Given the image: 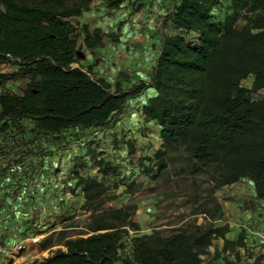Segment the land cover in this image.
<instances>
[{"label": "trees", "instance_id": "16d2710c", "mask_svg": "<svg viewBox=\"0 0 264 264\" xmlns=\"http://www.w3.org/2000/svg\"><path fill=\"white\" fill-rule=\"evenodd\" d=\"M92 1L0 0V64L15 66L0 73V81L27 79L20 92L0 91L2 138L18 141L16 135L22 134L25 154L28 143L40 136L58 137L67 128L114 120L129 99L152 87L155 94L142 112L159 125V169L178 152V178L203 174L218 187L248 177L255 197L264 201V95H250L264 88V0H229L231 11L221 23L212 14L221 0H178L170 15L178 31L161 35L147 79L128 86L97 76L92 64L73 66L78 25L71 17ZM100 1L115 9L124 0ZM240 17L244 23L237 27ZM80 31L86 47L102 43L100 27L81 23ZM250 74L252 85L245 87L241 80ZM24 119L29 127L20 123ZM77 184L84 204L102 193V183L94 177L81 176ZM210 208L201 209L207 216L201 223L185 221L166 235L153 231L135 237L127 254L120 252L122 223L100 216L90 233L67 236L63 247L25 264H210L201 254L212 239L230 242L225 238L228 224H215L220 205L213 201ZM222 264L235 263L226 257Z\"/></svg>", "mask_w": 264, "mask_h": 264}, {"label": "rangeland", "instance_id": "374dc122", "mask_svg": "<svg viewBox=\"0 0 264 264\" xmlns=\"http://www.w3.org/2000/svg\"><path fill=\"white\" fill-rule=\"evenodd\" d=\"M134 3L135 1L133 5ZM129 4L130 2L121 3L122 6ZM121 5L118 8H121ZM138 7L126 12L128 16L137 17ZM118 8L111 9L102 1L93 0L80 15L71 17V20L78 25V31L74 34L78 52L73 66L85 67L87 64H92L97 76H103L112 83L118 79L123 86H128L139 79H147L149 67L158 52L159 40L163 33L151 31L150 27L140 25L138 35L132 40L120 38L119 19L123 15ZM156 20L158 21L157 18ZM81 23H86L90 28L99 25L103 34L102 43L93 48L86 47L80 31ZM243 23L244 19L240 17L236 26L241 27ZM159 25L155 24L153 27ZM163 26L166 32L178 31L169 29L165 22ZM14 69L13 65L0 64V73ZM252 81L253 75L250 74L241 80V84L251 87ZM26 85V78H6L0 81V91L5 89L20 92ZM250 95L252 99H259L264 95V88L254 90ZM20 123L24 127L30 125L27 119ZM120 123L117 117L103 125L67 128L62 132L61 135L73 138L90 137L88 156L84 158L82 155H77L71 171L77 179L84 176L101 181L102 193L89 204L83 203L84 197L81 193L80 196L73 198L69 210L58 215H45L42 221L47 225L46 229L54 227L56 229L36 241L30 240L29 246H16L14 253L17 256L23 254V257L4 256L0 259V263L16 261L15 264H25L35 258L42 259L51 250L63 247L62 242L65 237L90 233L100 216L102 218L99 219L103 221L122 223L120 227L124 229L122 237L124 247L120 252L127 254L137 236L153 231L166 235L185 221L201 223L203 217H207L201 209L208 207L212 210L210 207L213 206V201H216L220 205L221 214L220 218L215 220V224H223L229 217L235 218L237 212L245 211L250 217L245 219L244 224L234 228L233 238L228 239L230 242L225 243L220 237L212 239L207 252L201 254L203 261L222 264L227 257L235 264H264V218L261 215L264 211V201L252 194L255 190L250 178L241 177L218 187H213V183L203 174L180 179L174 173L179 163L178 152L171 156L163 169H159L155 152L161 147V142H157L161 140L153 134H149L152 140H148L150 145L147 151L139 145L137 147L128 145L127 150L118 151L116 148L121 147L123 142L129 141V135H132L126 129V131L116 130L121 126ZM150 125L152 127V124ZM140 136L148 137V133ZM21 137L22 134L16 135L19 142ZM136 137L131 138L137 139ZM53 139H55L53 136H40L39 144L46 147L48 144L45 143ZM12 141L14 139L10 136L0 137V147ZM156 142L158 144L154 147ZM112 167L115 171H112ZM22 173L26 172L23 170ZM80 187L82 190V185ZM113 211L118 212L113 214ZM3 220L5 218L0 215V221ZM24 221L23 219L19 222ZM38 224L39 222L32 226L35 228ZM216 253L219 256L214 258Z\"/></svg>", "mask_w": 264, "mask_h": 264}, {"label": "crops", "instance_id": "0c3cea01", "mask_svg": "<svg viewBox=\"0 0 264 264\" xmlns=\"http://www.w3.org/2000/svg\"><path fill=\"white\" fill-rule=\"evenodd\" d=\"M177 1L124 0L122 4L124 2H130V4L121 5V8H118V11L123 15L119 19L121 32L119 37L132 40L138 35L140 25L148 26L151 31L157 33L169 34L170 32L163 30V22L174 31L175 28L170 23V15L172 7ZM169 2L170 4H168ZM133 7H138L137 17L128 16L126 13ZM220 10L222 11L220 12ZM230 11L229 0H224L212 9L213 19L221 23ZM138 20L140 22H135ZM155 24L160 25L153 27ZM96 26L99 27V25ZM149 68L151 69V65ZM154 94L155 90L148 87L141 95L129 99L124 111L117 116L121 126L116 130H128V133H132L129 135V141L123 142L121 147L116 148L118 151L127 150L128 145L131 147L139 145L147 151V147L150 145L148 140H152L149 134H153L161 140L159 125L155 121L147 119L142 112V105L146 104ZM145 133H148V137L141 138L140 135ZM116 136L118 137V134ZM0 137L2 136L0 135ZM54 138L45 143L48 144L46 147L40 146L39 138H36L34 142L28 143L29 147L26 149L28 151L25 154L23 152L24 145L16 140L0 147V215L5 218L3 222L0 221V259L4 256L23 257V254L17 256L14 253L16 246H29L30 240L36 241L48 232L55 230L56 227L46 229L47 225L42 221L45 215H58L69 210L73 198L82 193L71 169L77 155H82L84 158L88 156L90 137L76 136L73 138L59 134ZM157 142L154 143V147L158 144ZM40 149L45 151L42 156L39 154ZM23 170L26 173H22ZM252 194L255 195V192L252 191ZM246 214L245 211H242L237 212L235 218H226L225 222L229 226V230L225 234L226 239H232L234 228L244 224L245 219L250 217ZM23 219L24 222H19ZM37 222L39 224L34 228L32 225H36Z\"/></svg>", "mask_w": 264, "mask_h": 264}, {"label": "built area", "instance_id": "2783aa9c", "mask_svg": "<svg viewBox=\"0 0 264 264\" xmlns=\"http://www.w3.org/2000/svg\"><path fill=\"white\" fill-rule=\"evenodd\" d=\"M0 264H5V263H0ZM6 264H14V262L13 263L12 262L11 263H6Z\"/></svg>", "mask_w": 264, "mask_h": 264}]
</instances>
